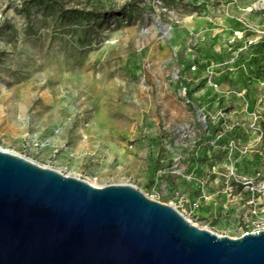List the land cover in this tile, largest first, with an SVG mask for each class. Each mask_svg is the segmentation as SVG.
I'll return each instance as SVG.
<instances>
[{
	"label": "rangeland",
	"instance_id": "1",
	"mask_svg": "<svg viewBox=\"0 0 264 264\" xmlns=\"http://www.w3.org/2000/svg\"><path fill=\"white\" fill-rule=\"evenodd\" d=\"M263 31L264 0H0V148L264 230Z\"/></svg>",
	"mask_w": 264,
	"mask_h": 264
},
{
	"label": "water",
	"instance_id": "2",
	"mask_svg": "<svg viewBox=\"0 0 264 264\" xmlns=\"http://www.w3.org/2000/svg\"><path fill=\"white\" fill-rule=\"evenodd\" d=\"M0 264H264V230L220 236L136 186L0 148Z\"/></svg>",
	"mask_w": 264,
	"mask_h": 264
},
{
	"label": "built area",
	"instance_id": "3",
	"mask_svg": "<svg viewBox=\"0 0 264 264\" xmlns=\"http://www.w3.org/2000/svg\"><path fill=\"white\" fill-rule=\"evenodd\" d=\"M261 38L264 40V31L261 33ZM250 45L254 44V40H250ZM225 87V86H224ZM259 231V230H258ZM247 234V233H246Z\"/></svg>",
	"mask_w": 264,
	"mask_h": 264
},
{
	"label": "trees",
	"instance_id": "4",
	"mask_svg": "<svg viewBox=\"0 0 264 264\" xmlns=\"http://www.w3.org/2000/svg\"><path fill=\"white\" fill-rule=\"evenodd\" d=\"M264 41V40H263Z\"/></svg>",
	"mask_w": 264,
	"mask_h": 264
}]
</instances>
